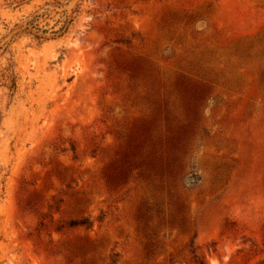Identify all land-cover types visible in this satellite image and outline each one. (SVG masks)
<instances>
[{
    "label": "rangeland",
    "instance_id": "1",
    "mask_svg": "<svg viewBox=\"0 0 264 264\" xmlns=\"http://www.w3.org/2000/svg\"><path fill=\"white\" fill-rule=\"evenodd\" d=\"M0 264H264V0H0Z\"/></svg>",
    "mask_w": 264,
    "mask_h": 264
}]
</instances>
